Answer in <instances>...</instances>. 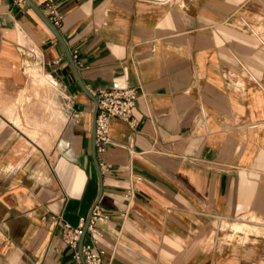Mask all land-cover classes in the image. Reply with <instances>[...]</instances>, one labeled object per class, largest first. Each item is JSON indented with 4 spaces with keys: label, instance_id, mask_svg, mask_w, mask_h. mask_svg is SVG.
Masks as SVG:
<instances>
[{
    "label": "crops",
    "instance_id": "obj_1",
    "mask_svg": "<svg viewBox=\"0 0 264 264\" xmlns=\"http://www.w3.org/2000/svg\"><path fill=\"white\" fill-rule=\"evenodd\" d=\"M53 2L87 91L138 94L95 153L101 264H264V0ZM92 107L42 20L0 0V264H76L60 223L97 198Z\"/></svg>",
    "mask_w": 264,
    "mask_h": 264
},
{
    "label": "built area",
    "instance_id": "obj_2",
    "mask_svg": "<svg viewBox=\"0 0 264 264\" xmlns=\"http://www.w3.org/2000/svg\"><path fill=\"white\" fill-rule=\"evenodd\" d=\"M17 5H22L25 0H14ZM43 15L51 23L57 27L60 23L61 15L56 9V4L53 0H45L41 9ZM72 59L74 56H72ZM52 85L57 89L58 93L64 95L63 86L57 82H52ZM96 100V112L94 118V151L101 152L105 145L109 142L108 121L110 118H116L131 123V110L135 105L137 98V90L118 81H111L106 88H98L92 93ZM99 171L104 169V165L98 164ZM133 190L128 189L125 192V197L128 199L132 196ZM109 213L103 211L97 204L90 208V215L85 228L84 234L88 235L86 241L82 240L80 246V257L77 253V244L82 229L85 223V218L81 217L75 226L62 221L60 223V238L74 252V260L76 264H101L103 250L99 247V238L101 234L96 228V224L100 221L108 219Z\"/></svg>",
    "mask_w": 264,
    "mask_h": 264
},
{
    "label": "water",
    "instance_id": "obj_3",
    "mask_svg": "<svg viewBox=\"0 0 264 264\" xmlns=\"http://www.w3.org/2000/svg\"><path fill=\"white\" fill-rule=\"evenodd\" d=\"M25 2L35 12V14L42 20V22L51 31V33L53 34L55 39L59 42V44L61 45V47H62V49L64 51L65 57L67 58V61H68L69 65H70V68L72 70V73L74 75V78H75L78 86L83 91V93L92 101L93 107H92V111H91V124H90V152H91V157H92V160H93V163L95 165L96 172H97V175H98V193H97L96 201L94 202V204H96L97 199H98V197L100 195V191H101L100 171H99V168H98L97 161L95 159V151H94V118H95V112H96V100H95L94 96L89 91H87V89L82 84L81 79H80L79 74H78V71H77V69L75 67L74 61H73V59L71 57V54H70L69 50L67 49V47L65 46V43L63 42V40L60 37L59 33L57 32L56 28L51 25V23L47 20V18L43 15L41 10L36 5H34L30 0H25ZM89 215H90V210H89V212H88V214H87V216L85 218V223H84V226H83V229H82V233H81V235L79 237L78 244H77V253H78L79 257H80V246H81V243H82V238H83V235H84V232H85V228H86V225H87V222H88Z\"/></svg>",
    "mask_w": 264,
    "mask_h": 264
},
{
    "label": "rangeland",
    "instance_id": "obj_4",
    "mask_svg": "<svg viewBox=\"0 0 264 264\" xmlns=\"http://www.w3.org/2000/svg\"><path fill=\"white\" fill-rule=\"evenodd\" d=\"M32 74H33L32 75L33 78L40 80V82H41V84L43 86L44 93H48L49 95H55V96H56V94H58L57 89L50 84V81L49 80H44V75L42 73H39L38 71L35 70V71L32 72ZM50 92H52V94ZM34 95H36V92H35ZM59 98H60L59 99L60 106H57V103H56V105L51 103L50 106H55L63 115V110H61V108L64 109L65 106H64L63 100L61 99V96ZM46 110L48 111L49 108L46 109ZM49 115H50V120H51V113H49ZM63 117H64V115L62 116V119H58V121H57L58 124H62L64 122L65 118H63ZM29 136L30 137H34L35 135H31L30 134Z\"/></svg>",
    "mask_w": 264,
    "mask_h": 264
},
{
    "label": "bare ground",
    "instance_id": "obj_5",
    "mask_svg": "<svg viewBox=\"0 0 264 264\" xmlns=\"http://www.w3.org/2000/svg\"><path fill=\"white\" fill-rule=\"evenodd\" d=\"M44 80H49L47 76L44 75ZM47 82V81H46ZM48 83V82H47Z\"/></svg>",
    "mask_w": 264,
    "mask_h": 264
}]
</instances>
